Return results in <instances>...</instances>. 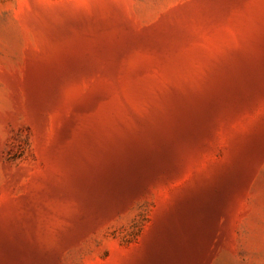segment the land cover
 Masks as SVG:
<instances>
[{
  "label": "rangeland",
  "instance_id": "374dc122",
  "mask_svg": "<svg viewBox=\"0 0 264 264\" xmlns=\"http://www.w3.org/2000/svg\"><path fill=\"white\" fill-rule=\"evenodd\" d=\"M0 264H264V0H0Z\"/></svg>",
  "mask_w": 264,
  "mask_h": 264
}]
</instances>
